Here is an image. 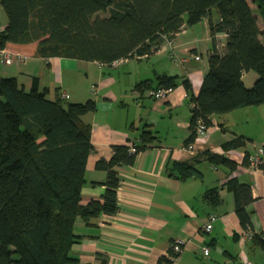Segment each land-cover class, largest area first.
I'll return each instance as SVG.
<instances>
[{"label":"trees","instance_id":"16d2710c","mask_svg":"<svg viewBox=\"0 0 264 264\" xmlns=\"http://www.w3.org/2000/svg\"><path fill=\"white\" fill-rule=\"evenodd\" d=\"M256 7V9H255ZM7 26L0 32V50L8 44L36 43L40 59L64 58L110 66L121 60L139 59L156 51L159 41L208 19L212 39L225 34L222 53L207 57V72L196 97L187 81L182 87L190 106L189 128L210 118L264 104V44L255 11L264 19V0H0ZM216 10L219 21H211ZM103 15V16H100ZM258 76L251 89L241 77ZM176 78L157 76L134 86L140 93L173 91ZM96 110L95 102L50 101L34 87L25 92L13 78L0 79V264H78L71 256L80 236L74 224H86L101 215L116 213L119 179L116 168L130 166L135 155L153 144L150 131L140 135L141 147L131 154L115 146L109 161L95 169L106 173L100 201L80 203L86 161L93 148L90 127L81 118ZM242 137L224 145L243 149ZM208 160L228 171L236 165L211 155ZM243 164L248 165V154ZM181 178L197 175L187 164H176ZM264 173V167L258 168ZM234 213L242 231H253L246 207L252 202L249 185L230 179ZM208 197L217 201L216 191ZM264 250V241L254 239ZM161 258L158 264H172Z\"/></svg>","mask_w":264,"mask_h":264},{"label":"crops","instance_id":"0c3cea01","mask_svg":"<svg viewBox=\"0 0 264 264\" xmlns=\"http://www.w3.org/2000/svg\"><path fill=\"white\" fill-rule=\"evenodd\" d=\"M255 13L259 40L264 44V19L258 11ZM210 18L214 23L219 21L218 15L211 14ZM6 26L0 8V32ZM226 38L217 34L212 39L205 18L194 26H184L171 37L170 47L162 38L151 55L110 66L64 58L40 59L35 56L36 43L8 44L4 48L22 61L14 58L7 66L0 56V79H15L25 92L35 84L50 101L65 93L64 101L70 104L95 102V112L81 118L90 127L93 148L80 190L82 205L101 200L106 173L96 170L95 165L109 161L113 147L140 148L143 131L155 137L153 144L135 155L132 165L116 168V213L101 215L89 224L75 221L74 231L80 239L72 247L71 256L78 264H158L168 257L169 246L175 241L184 245L172 264H264L258 253L264 254V250L242 238L232 194L225 189L230 179L249 185L252 202L246 211L252 230L264 228V173L243 164L246 153L249 159L264 151V104L211 117V126L204 134L186 144L191 136V114L182 82L190 84L196 97L207 72L208 55L214 50L222 53ZM180 60L185 63L178 65ZM162 75L175 77L177 83L164 100L156 101L149 93L134 90L136 84L154 82ZM257 79L253 72L241 77L246 89H251ZM237 137L244 139L245 147L226 150L224 145ZM211 155L234 163L236 169L231 172L213 165L208 160ZM176 164L193 167L197 175L182 179ZM213 190L215 202L208 197ZM212 215V230L203 234L201 229ZM203 247L208 248L206 256ZM250 254L260 257L250 262Z\"/></svg>","mask_w":264,"mask_h":264},{"label":"built area","instance_id":"2783aa9c","mask_svg":"<svg viewBox=\"0 0 264 264\" xmlns=\"http://www.w3.org/2000/svg\"><path fill=\"white\" fill-rule=\"evenodd\" d=\"M163 39L166 41L167 45L170 47L172 44L171 38L164 37ZM172 54L173 53H171L170 56H173ZM0 56L2 57L1 58L2 63L7 65V66L12 64V62L14 61V58H16V60H19L20 62L22 61V57H20L19 55H12V54L6 52L4 49L0 50ZM195 60H198V58H196ZM121 61H123V60H121ZM118 62H115L112 65H116ZM183 63H185V60H180L178 62V65H182ZM170 92H171L170 90H159L157 92H148V93H149L150 97H152V99H154L156 101H162L166 98V96ZM60 98L62 100H66L67 95L65 93H61ZM206 129L207 128L199 121V122H197V124L194 128V135L195 136L203 135L204 132L206 131ZM128 151L131 154L135 153V146L129 145ZM249 165L252 167H255L257 169L260 166L264 167V151H260L258 154L249 157ZM214 220H215V216H213V215L208 218V222L201 229V232L203 234H208L211 232L212 222ZM241 236L247 242H253L254 239H259L261 241H264V228H262L261 230H259L257 232L242 231ZM183 245H184V243L182 241H175V242L171 243L169 246V253H168L167 258L174 261L176 259V257L180 254ZM201 250H202L203 255L206 256L208 254V248L207 247H203Z\"/></svg>","mask_w":264,"mask_h":264},{"label":"rangeland","instance_id":"374dc122","mask_svg":"<svg viewBox=\"0 0 264 264\" xmlns=\"http://www.w3.org/2000/svg\"><path fill=\"white\" fill-rule=\"evenodd\" d=\"M212 15L213 16H217V11L216 10H213L212 11ZM100 16H103V15H100ZM67 103H70V101H66ZM258 253H260V255L262 256V258L261 259H263L264 260V254H262V252H258ZM256 255V254H255ZM260 255L258 256V257H260ZM255 257V260H258V257L256 258V256H253V254H250V262H253V258ZM217 262V261H216ZM217 264H224V262H222V263H220V262H217ZM227 264H239V262H236V263H233V262H228Z\"/></svg>","mask_w":264,"mask_h":264}]
</instances>
